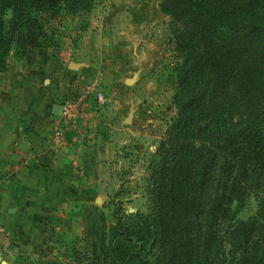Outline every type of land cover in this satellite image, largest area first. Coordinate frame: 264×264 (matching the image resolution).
I'll return each instance as SVG.
<instances>
[{
  "label": "trees",
  "instance_id": "16d2710c",
  "mask_svg": "<svg viewBox=\"0 0 264 264\" xmlns=\"http://www.w3.org/2000/svg\"><path fill=\"white\" fill-rule=\"evenodd\" d=\"M93 1L0 0V73L12 51L40 47L39 14ZM160 11L177 54L176 112L149 161L148 213L107 228L92 207L78 263L264 264V251H248L259 229L229 225L226 207L256 190L264 208V0H161Z\"/></svg>",
  "mask_w": 264,
  "mask_h": 264
},
{
  "label": "rangeland",
  "instance_id": "374dc122",
  "mask_svg": "<svg viewBox=\"0 0 264 264\" xmlns=\"http://www.w3.org/2000/svg\"><path fill=\"white\" fill-rule=\"evenodd\" d=\"M160 3L94 0L88 11L38 15L40 45L66 61L57 69L66 84L74 85L58 94L61 110L66 111L78 149L85 147L83 153L91 158L92 172L100 182L84 185L91 194L84 191L83 202L63 222L46 221L43 234L28 245L10 242L11 253H7L3 251L5 239H0V264H81L78 259L85 251L82 239L85 227L91 224L92 207L104 215L107 228L122 215L148 213L145 188L149 161L176 112L173 67L177 54L171 45L169 19L161 13ZM30 53V49L20 54L12 51L7 66L8 62L18 65ZM131 110L132 119L125 123ZM262 198L256 190L244 198L241 192L232 193L226 206L229 225H255L259 229L256 239L261 242L248 249L250 255L264 251ZM4 234L0 226V237ZM227 259L229 264H237L235 256L227 255Z\"/></svg>",
  "mask_w": 264,
  "mask_h": 264
},
{
  "label": "crops",
  "instance_id": "0c3cea01",
  "mask_svg": "<svg viewBox=\"0 0 264 264\" xmlns=\"http://www.w3.org/2000/svg\"><path fill=\"white\" fill-rule=\"evenodd\" d=\"M30 50L0 74V226L5 230L0 239H5L7 253L10 242L28 245L42 235L46 221L63 222L85 192L91 194L84 185L100 182L85 147L78 149L73 126L68 149L50 150L51 132L60 118L53 115L61 108L58 94L74 85L59 75L57 68L65 60L48 53L45 45Z\"/></svg>",
  "mask_w": 264,
  "mask_h": 264
},
{
  "label": "built area",
  "instance_id": "2783aa9c",
  "mask_svg": "<svg viewBox=\"0 0 264 264\" xmlns=\"http://www.w3.org/2000/svg\"><path fill=\"white\" fill-rule=\"evenodd\" d=\"M66 115V111L63 110L57 125L51 132L49 144L51 151L66 150L69 147L67 134L71 131L72 125L71 121L66 118Z\"/></svg>",
  "mask_w": 264,
  "mask_h": 264
},
{
  "label": "water",
  "instance_id": "95a60500",
  "mask_svg": "<svg viewBox=\"0 0 264 264\" xmlns=\"http://www.w3.org/2000/svg\"><path fill=\"white\" fill-rule=\"evenodd\" d=\"M127 83L129 84V81H127ZM62 114V110L60 107H56L54 110H53V115L54 116H61ZM132 114H133V111L131 110L130 114L128 115V118L125 120V123H129V121L132 119ZM132 213V211H130ZM1 264H6L4 262H1Z\"/></svg>",
  "mask_w": 264,
  "mask_h": 264
},
{
  "label": "bare ground",
  "instance_id": "6f19581e",
  "mask_svg": "<svg viewBox=\"0 0 264 264\" xmlns=\"http://www.w3.org/2000/svg\"><path fill=\"white\" fill-rule=\"evenodd\" d=\"M132 83V81H129V84Z\"/></svg>",
  "mask_w": 264,
  "mask_h": 264
}]
</instances>
